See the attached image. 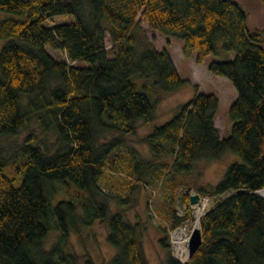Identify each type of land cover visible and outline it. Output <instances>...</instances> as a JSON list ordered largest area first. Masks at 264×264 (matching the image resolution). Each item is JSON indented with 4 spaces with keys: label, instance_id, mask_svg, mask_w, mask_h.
Segmentation results:
<instances>
[{
    "label": "trees",
    "instance_id": "trees-1",
    "mask_svg": "<svg viewBox=\"0 0 264 264\" xmlns=\"http://www.w3.org/2000/svg\"><path fill=\"white\" fill-rule=\"evenodd\" d=\"M0 12L9 14L0 20V39L6 40L0 48V138L16 136L35 115L58 139L50 152L29 134L17 165L7 164L0 146V264H80L66 242L78 223L95 220L106 222V241L117 248L104 264H147L144 228L109 212L106 201L98 199L100 177L117 171L122 161L113 155L120 137L101 147L97 142L111 131L133 134L137 121L152 122L155 90L168 93L184 83L166 49L138 47L134 30L140 19L150 30L181 41L183 52H195L196 63L220 42L233 57L211 61L207 70L227 78L236 98L228 109L230 133L221 138L214 126L218 98L194 86V97L147 133L153 159H161L147 162V179L129 157L120 203L138 186L147 189L148 199L155 191L152 205L159 185L149 181H160L165 197L151 211L162 232L163 264H181L171 254L168 232L186 219L176 215L174 204L178 197L187 205L189 193L177 190L189 188L193 162L217 161L232 152L240 161L229 164L211 190H197L215 196L216 203L199 216L202 242L184 264H264V196L256 193L264 188V46L261 32L248 30L247 13L237 2L0 0ZM59 15L73 21L44 24ZM105 32L112 57L106 55ZM46 47L63 51L65 59H55ZM6 168L22 173L19 184ZM68 182L75 186L70 198L50 208L54 185ZM227 192L233 194L217 200ZM189 211L188 205L186 215ZM51 229L59 236L46 248L43 240Z\"/></svg>",
    "mask_w": 264,
    "mask_h": 264
},
{
    "label": "rangeland",
    "instance_id": "rangeland-1",
    "mask_svg": "<svg viewBox=\"0 0 264 264\" xmlns=\"http://www.w3.org/2000/svg\"><path fill=\"white\" fill-rule=\"evenodd\" d=\"M237 2L243 10L247 13V28L249 31L261 32L262 46H264V1L263 0H233ZM9 16L8 13L0 12V20ZM139 15L138 18L139 19ZM73 21L70 15H59L52 18L49 23L45 22L47 26H52L58 23H69ZM134 36L141 46L142 43L150 44L155 50H162L168 48L170 55L173 58L176 70L184 83L176 90L165 93L158 89L155 90L153 97L156 99L154 109V119L150 123L136 122L135 132L131 135L120 134L119 131L107 132L97 142V146L108 143L113 138L120 137V146L113 152V155L121 158L122 164H118L117 171L110 174L104 173L98 181V185L102 191L98 199H103L109 206V212H120L124 219L131 223L138 222L144 228L143 230V250L147 264H163L165 251L159 244V239L162 235L160 224L151 211V207L156 212L157 203L164 198L163 189L160 186V181L151 179V186H158L157 194L154 203L149 206L147 189L143 187H136L129 195L126 203H120L119 198L124 197L123 179L121 176L125 175L127 171V164L130 160L134 163H139L140 167L138 173L144 174V179H147V162L150 164L152 161H160L161 159H153L150 150L145 141L147 133L152 131L154 127L160 126L167 122L179 105L190 101L196 94L195 87L198 93H212L218 98V107L216 110L215 127L221 138H225L230 133L232 122L229 118L228 109L230 104L236 98V91L223 76L211 74L207 70V65L211 61L229 60L233 57V53L225 52L221 48V43L216 42L215 51L206 55L200 63H196L192 56L195 58V52H183L181 41L175 40L170 37L160 35L154 30H150L146 22L142 19L138 21V26L134 30ZM6 42L5 39H0V48ZM105 49L107 57H112L111 44L109 41L108 32L104 35ZM49 54L55 59L64 60L65 54L63 51L55 50L46 47ZM137 83L143 80L137 79ZM195 86V87H194ZM152 97V98H153ZM23 105L25 102L23 100ZM28 109V108H27ZM119 132V133H118ZM31 134L34 137V143L39 144L47 151H54L58 146V139L52 129H45V123L39 122L35 115L29 117L28 123L16 136H4L0 138V146L3 150V156L7 164L17 165L21 161L19 149L22 141ZM238 156L232 152H225L217 161H208L199 159L193 162L191 166V173L187 175L186 184L188 189L183 186L179 187L177 194L187 191L189 194L197 193L198 188L202 187L211 190L212 186L217 184L218 180L222 177L226 167L233 163L239 162ZM5 174L16 179V184H19L22 173L17 172L15 169H5ZM103 172H107V167L104 166ZM118 172V173H116ZM180 178V175H177ZM56 192L49 195L50 208H52L60 199H69L70 195L74 192L75 186L73 183L68 182V185L56 184L53 188ZM258 193V192H257ZM233 192H227L217 198L226 199L231 196ZM260 195V193H258ZM207 196L201 204H195L190 207L189 214L186 215V206L182 204L178 197L174 204V211L179 217H186L180 225L188 224L191 221L195 212L199 211V216L207 209L215 205V196L208 194H200ZM54 222V220H53ZM177 226L174 230H177ZM199 227V225H198ZM108 234V227L106 222L95 220L90 225L77 224L76 230H71L68 237L67 250L72 252L78 257L80 264H83L86 259H90L93 264H104L110 260L116 253L117 248L109 245L106 241ZM59 236V230L51 229L47 232L43 245L49 248L53 245ZM171 254L174 256L173 247H170ZM177 260V259H176Z\"/></svg>",
    "mask_w": 264,
    "mask_h": 264
},
{
    "label": "bare ground",
    "instance_id": "bare-ground-1",
    "mask_svg": "<svg viewBox=\"0 0 264 264\" xmlns=\"http://www.w3.org/2000/svg\"><path fill=\"white\" fill-rule=\"evenodd\" d=\"M199 211L195 212L188 224L180 226L174 234L173 250L176 259L185 263L188 259V240L191 233L198 227Z\"/></svg>",
    "mask_w": 264,
    "mask_h": 264
},
{
    "label": "water",
    "instance_id": "water-1",
    "mask_svg": "<svg viewBox=\"0 0 264 264\" xmlns=\"http://www.w3.org/2000/svg\"><path fill=\"white\" fill-rule=\"evenodd\" d=\"M199 195L194 193L189 196L188 205H194L198 203ZM202 242L201 233L199 227H197L190 235L188 240V259L189 260L192 255L195 253L197 248L200 246ZM183 264V263H182Z\"/></svg>",
    "mask_w": 264,
    "mask_h": 264
},
{
    "label": "built area",
    "instance_id": "built-area-1",
    "mask_svg": "<svg viewBox=\"0 0 264 264\" xmlns=\"http://www.w3.org/2000/svg\"><path fill=\"white\" fill-rule=\"evenodd\" d=\"M122 176H123V175H122ZM256 192H258V193H260V194L263 195V194H264V189H263V190H258V191H256ZM154 193H155V191L153 190V191H152V194L154 195ZM153 195H152V196H153ZM152 196L149 198V202H148L149 206H151ZM205 198L208 199L207 196H202V197L200 198V203H202V204H201V208H203V209H204V207H203V202H204ZM208 200H209V199H208ZM200 203H199V204H200ZM175 231H176V230H173V231H169V232H168V234H169V239H170V243H171V246H172V247H173V239H174ZM173 251H174V250H173Z\"/></svg>",
    "mask_w": 264,
    "mask_h": 264
},
{
    "label": "crops",
    "instance_id": "crops-1",
    "mask_svg": "<svg viewBox=\"0 0 264 264\" xmlns=\"http://www.w3.org/2000/svg\"><path fill=\"white\" fill-rule=\"evenodd\" d=\"M180 48H181V50H182V47H180ZM164 49H166L168 52L171 51V50H169L168 48H164ZM160 50H161V49H160ZM182 51H183V50H182ZM169 56H170V59H171L173 65H174L175 69H177L176 66H175V64H174L173 58H172V56L170 55V52H169ZM191 58H193L194 61H195V58H194L193 56H192ZM215 118H216V115H215ZM214 126H215V119H214ZM215 128H216V127H215Z\"/></svg>",
    "mask_w": 264,
    "mask_h": 264
}]
</instances>
